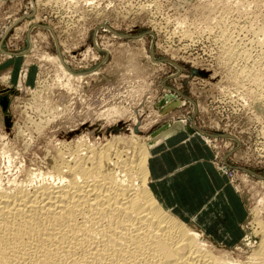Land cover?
<instances>
[{
    "label": "rangeland",
    "instance_id": "rangeland-1",
    "mask_svg": "<svg viewBox=\"0 0 264 264\" xmlns=\"http://www.w3.org/2000/svg\"><path fill=\"white\" fill-rule=\"evenodd\" d=\"M262 29L264 0H0L4 184L52 170L81 140L131 159L164 125H191L249 215L238 244L189 227L249 262L264 239Z\"/></svg>",
    "mask_w": 264,
    "mask_h": 264
},
{
    "label": "bare ground",
    "instance_id": "bare-ground-1",
    "mask_svg": "<svg viewBox=\"0 0 264 264\" xmlns=\"http://www.w3.org/2000/svg\"><path fill=\"white\" fill-rule=\"evenodd\" d=\"M81 142L20 183L0 169V264H264V239L249 262L224 258L160 205L146 145L128 159Z\"/></svg>",
    "mask_w": 264,
    "mask_h": 264
},
{
    "label": "crops",
    "instance_id": "crops-1",
    "mask_svg": "<svg viewBox=\"0 0 264 264\" xmlns=\"http://www.w3.org/2000/svg\"><path fill=\"white\" fill-rule=\"evenodd\" d=\"M149 148V186L160 205L214 243L238 244L249 205L218 170L206 137L191 125L170 123L158 129Z\"/></svg>",
    "mask_w": 264,
    "mask_h": 264
}]
</instances>
